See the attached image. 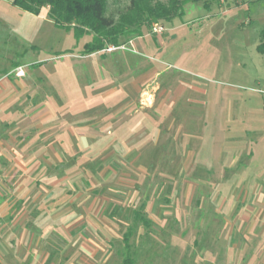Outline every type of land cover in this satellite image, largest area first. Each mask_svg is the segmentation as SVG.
Segmentation results:
<instances>
[{
	"label": "rangeland",
	"instance_id": "1",
	"mask_svg": "<svg viewBox=\"0 0 264 264\" xmlns=\"http://www.w3.org/2000/svg\"><path fill=\"white\" fill-rule=\"evenodd\" d=\"M129 2L106 0V13L119 20ZM206 3L188 2L181 18L143 26L140 37L129 36L134 37L129 42L120 38V43H127L86 56L89 35L76 38L73 32L56 28L45 8L32 15L14 7L12 0H0V78H5L0 88L2 94L15 93L0 96V119L11 123L17 150V139L28 132V139H37L31 129L56 115L53 128L39 139L61 140L56 144L62 152L56 168L61 175L51 177L47 172L43 181L59 182L70 190L73 215L84 214L82 205L94 215L91 228L84 222L82 230L78 224L72 230L75 235L63 240L78 249L77 237L85 232L90 239L83 245L92 248V256H86L90 263L261 261L264 53L259 47L264 0ZM116 85L124 94L140 90L142 105L149 94L154 95L145 109L136 106L135 117L128 122L135 134L131 139H109V146L96 145L92 151L81 150L77 139L66 156L67 138L51 133L62 131L67 122L83 134L81 124L91 118L83 99L89 101L93 93L99 101L97 91L110 92ZM35 98L46 105L41 113L32 111ZM75 98V107L70 108ZM5 106L11 110L3 113ZM104 111L95 113L91 123L101 120ZM68 112L74 116L69 118ZM4 122L0 121V135ZM68 172L71 179L66 182ZM260 212L263 218L255 219ZM57 229L70 230L44 225L43 242L53 243L50 237ZM48 244L45 247L50 248ZM81 256L73 259L78 262Z\"/></svg>",
	"mask_w": 264,
	"mask_h": 264
},
{
	"label": "crops",
	"instance_id": "2",
	"mask_svg": "<svg viewBox=\"0 0 264 264\" xmlns=\"http://www.w3.org/2000/svg\"><path fill=\"white\" fill-rule=\"evenodd\" d=\"M4 79L5 78H0V86L4 87ZM6 80L12 82L11 79L6 78ZM155 90L157 91V89H154V91ZM8 91L9 92L2 94V88H0V96L5 95L8 97V95L10 96L12 93V95L15 94L13 91L12 93L10 90ZM139 91L140 90H137V93L134 94L133 90L128 89L124 94L122 89L116 85L110 92L105 91V89L97 91L96 93L100 96L99 101H97V99L93 97L94 94L91 93L89 95V101H86V98L83 99L84 106H86L84 110H88V114L91 116V118L87 117L85 119L87 120L85 121L86 123L84 122L81 124V129H84V131L81 132L83 134L77 132L75 129L77 127L76 124L72 126L70 123L67 124L66 122L62 125L65 127L62 131L59 129V131L52 132L51 135L58 132L62 133V137L65 136V138H67L68 141L64 139V146H67L63 151L65 154H68V147L71 146V143L75 144L77 139H79L80 143L77 144L81 146V150L87 149L88 151L94 150L96 145L105 144L109 146V144L112 143L109 139H131L136 130L131 129V124L128 125V122L135 117L136 111L138 110L136 106L140 109H145L150 104L149 101L152 99V96H154L153 94H149L144 100V105H142V93H139ZM108 93H110V96H108ZM138 93L140 95L139 99H137ZM54 97L57 99L56 101L59 102V95L57 96V93L54 94ZM111 98H115L116 100H111ZM32 101L34 104L32 105L34 107L32 110L33 112L41 113L46 109V105L42 102L38 103V99L35 98ZM75 101L76 98L72 105L70 103L68 106H70V108L71 106L75 107ZM95 101H97L96 104L93 103ZM110 103L113 104L109 105ZM63 105L67 106L66 104ZM87 105H90L89 108H87ZM62 106L57 107L63 109ZM43 108L45 109L43 110ZM4 109L6 110H4L3 113L11 110L7 106H5ZM90 109L91 112L89 111ZM126 109H128V111H126ZM21 110L19 109V111ZM63 110H67L66 107ZM101 110H105L104 114L101 116L102 119L100 118L101 120H98L97 118L96 122L91 123L92 121L90 120L96 118V115L101 112ZM52 111L56 113L54 108ZM125 112H128V118H125ZM95 113L97 114L95 115ZM53 115V118L51 117L52 120L48 118L45 125L40 123L37 124L33 130L31 129V132L35 131V134L37 133V139H28L29 132L24 139H17V141H20L19 143L17 142L20 144V149H17L20 150V152H17V146L13 145L16 140L11 139V123L4 122L3 119H0V121L4 122L1 127L3 133L0 135V264H84V261L85 264H93L86 260V256L90 255L89 252H92V248H88L87 250V246L83 245H88L87 241L90 239L85 232L81 231L79 237H77V240L80 239V247L78 249L69 246L66 242L63 243V240H70L72 236L75 235V233H72V230H74L78 224L82 226H80L82 230L84 229V222L88 223L91 228L94 219L91 210H86V205H82L84 214L73 215V213H76V210L74 208V210L70 211L71 208L75 206L73 198L69 199L71 197L70 190H68V188H66L67 191L62 189L64 185L61 187L59 182L49 184L43 181V177L47 172L51 177H58L61 175V171L56 169L60 161H62L59 160V155L62 152L59 151L56 145L57 143L59 144L61 140L39 139L42 134H44V131L47 132L52 125H55L53 122L56 121V115ZM59 116L60 115L57 117ZM71 116L73 117L74 115L69 113L68 117L71 118ZM70 128L72 131H70ZM27 131L28 130H26V132ZM92 131H94L96 135L93 134ZM90 139H97V141L88 143ZM113 144H115V142ZM89 146H92V149L88 148ZM106 149L109 148L106 147ZM15 155H18V158ZM66 156L70 155L68 154ZM14 158H17L19 162ZM47 169L53 170L51 172ZM64 176L66 182L71 179V173L69 172ZM30 177H33V179H30ZM71 188L73 189V187ZM61 192L65 194L63 198H60ZM47 209L52 212H48ZM88 209H91V207ZM254 218L261 220L263 218L262 212L254 216ZM250 221H247V223H250ZM262 223H264V218ZM47 224H57L60 225V227L62 226V228L66 227L70 230L69 232L65 231L64 233H60L61 229L58 228L60 232L57 229L58 233L56 235L52 234L50 237L53 243L48 244L43 242V226ZM61 237H63V239H61ZM46 244H48L50 248L45 247ZM78 254L82 256L80 257L81 260L77 262L73 259V256ZM259 264H264V254Z\"/></svg>",
	"mask_w": 264,
	"mask_h": 264
},
{
	"label": "trees",
	"instance_id": "3",
	"mask_svg": "<svg viewBox=\"0 0 264 264\" xmlns=\"http://www.w3.org/2000/svg\"><path fill=\"white\" fill-rule=\"evenodd\" d=\"M130 0L120 13V19L106 13V0H12V5L24 12L38 15L42 8L56 28L71 31L76 38L89 35L83 54L102 51L106 46L119 47L142 35V27L157 21L171 22L184 15V5L216 0H165L151 4L150 0ZM125 37L126 42L120 43ZM260 51L264 53V30L260 32ZM124 241H127L125 237Z\"/></svg>",
	"mask_w": 264,
	"mask_h": 264
},
{
	"label": "built area",
	"instance_id": "4",
	"mask_svg": "<svg viewBox=\"0 0 264 264\" xmlns=\"http://www.w3.org/2000/svg\"><path fill=\"white\" fill-rule=\"evenodd\" d=\"M158 30H162V28H158ZM154 32H157V30L155 29Z\"/></svg>",
	"mask_w": 264,
	"mask_h": 264
}]
</instances>
